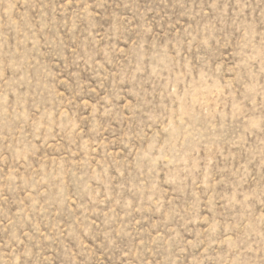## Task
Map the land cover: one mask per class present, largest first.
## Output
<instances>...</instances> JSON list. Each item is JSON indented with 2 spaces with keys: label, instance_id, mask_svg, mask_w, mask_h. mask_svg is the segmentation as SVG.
Segmentation results:
<instances>
[{
  "label": "rangeland",
  "instance_id": "obj_1",
  "mask_svg": "<svg viewBox=\"0 0 264 264\" xmlns=\"http://www.w3.org/2000/svg\"><path fill=\"white\" fill-rule=\"evenodd\" d=\"M0 264H264V0H0Z\"/></svg>",
  "mask_w": 264,
  "mask_h": 264
}]
</instances>
